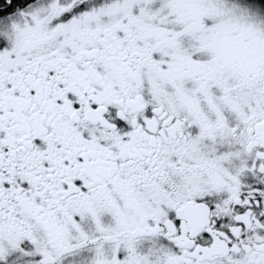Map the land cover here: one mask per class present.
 <instances>
[{"label":"snow or ice","instance_id":"obj_1","mask_svg":"<svg viewBox=\"0 0 264 264\" xmlns=\"http://www.w3.org/2000/svg\"><path fill=\"white\" fill-rule=\"evenodd\" d=\"M0 264H264V0H0Z\"/></svg>","mask_w":264,"mask_h":264}]
</instances>
